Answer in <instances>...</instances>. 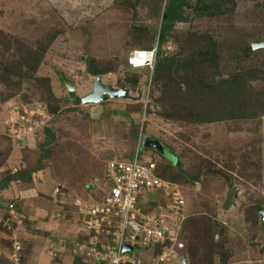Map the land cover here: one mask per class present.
Wrapping results in <instances>:
<instances>
[{
    "label": "rangeland",
    "instance_id": "1",
    "mask_svg": "<svg viewBox=\"0 0 264 264\" xmlns=\"http://www.w3.org/2000/svg\"><path fill=\"white\" fill-rule=\"evenodd\" d=\"M163 1L0 0V61L23 64L21 69L27 72L33 66L28 58L40 53L34 70L18 84L14 83L17 76L0 77V178H6L9 169L26 171L47 148L42 168L31 177L40 180L36 182L42 192L47 193L50 184L55 192L67 194L64 204L71 211L72 199L74 206L82 200L91 202L107 190L108 158L126 160L136 151L140 160L151 159L162 169L166 159L174 167L177 155L181 174L198 171L199 180L179 184L185 199L179 236L184 247L176 252L190 256L188 264H254L264 256V217L260 214L264 209V106L260 103L264 102V45L251 46L240 60H227L222 54L228 56L253 41H264V0H198L206 7L192 11L183 6L186 19L174 22L176 37L161 46L163 55H170L182 44L184 54L195 56L192 53L214 40L220 50L218 76L242 70L247 84L243 90L234 82L230 86L235 90L230 87L229 96L225 90L199 94L187 90L189 102L183 95L172 98L162 94L153 103L159 90L152 80L149 84L151 71L128 67L126 56L134 47L157 41V15ZM155 7L157 15L152 13ZM87 58L92 59L91 65L107 70L90 73ZM95 75L112 86L126 87L134 98L107 97L97 103L74 100L90 89ZM127 75L138 82L132 86L125 80ZM240 91H245L246 98L240 97ZM179 100L191 111L206 103L223 117L198 121L193 113L189 119L195 122H180L156 112ZM31 116L32 120L37 116L47 119L44 126L51 129L53 138L44 147L38 144L47 140L42 130L37 131L42 125L34 126L22 139L9 128L13 127L9 124ZM22 182L27 181L19 180L18 185L25 187ZM14 193L10 191L6 199ZM2 202L0 214L6 216L0 221V231H6L2 245L7 246L0 252V264H26L28 255L23 247L29 241L18 237L16 227H23L26 233L28 223L39 227L18 212L10 217ZM17 202L13 204L20 211L22 205ZM80 218L78 214V223ZM77 222L68 227L78 226ZM64 240L60 236L54 250L48 248L45 237L38 242L46 241L50 257L58 259L49 264H75V256L80 261L84 258L79 244L60 243ZM12 241L20 246L18 263L9 259ZM139 250L134 246L131 252Z\"/></svg>",
    "mask_w": 264,
    "mask_h": 264
},
{
    "label": "built area",
    "instance_id": "2",
    "mask_svg": "<svg viewBox=\"0 0 264 264\" xmlns=\"http://www.w3.org/2000/svg\"><path fill=\"white\" fill-rule=\"evenodd\" d=\"M157 48L156 41L129 50L126 64L151 71ZM46 120L39 116L32 120L31 116L9 128L22 139ZM154 167L153 160H140L136 151L126 160H106L107 190L99 199L79 204L85 236L80 246L86 264H182L175 249L185 220V199L180 185L157 175ZM146 200L151 204L146 206ZM124 243L131 248L123 250ZM134 246L140 249L136 254L131 252ZM19 249V243L12 241L9 259L14 263L19 262ZM254 264H264V256Z\"/></svg>",
    "mask_w": 264,
    "mask_h": 264
},
{
    "label": "trees",
    "instance_id": "3",
    "mask_svg": "<svg viewBox=\"0 0 264 264\" xmlns=\"http://www.w3.org/2000/svg\"><path fill=\"white\" fill-rule=\"evenodd\" d=\"M205 4V3H204ZM187 6V8L190 9V11L193 10H199L206 5L199 4L198 0H193L191 2L190 0H164L162 4V9L160 11V15L158 14V9L156 7L153 9V14L159 16V23L156 25V34H157V42H158V48L155 53L154 62L152 66V70L149 75V84L152 82L154 85L157 84V88L159 90V96L152 97L153 103H156L157 98H159L162 94L168 95V97H178L179 95H183L189 102L190 100L187 98V94L185 92L188 90L190 93L199 94V92H205L206 90H219L220 92L225 90L227 95L229 96L232 94L230 92V87H234L238 85V89H242L246 87V83L243 79V76L241 75L242 70L238 71H232L228 76L222 77L218 76L220 72H218L217 69V59L219 57L220 50H216L215 45H213L214 40H212V44L209 45V43L204 48H198L195 53H192L195 56L186 55L182 51V44L181 46L178 45L176 48L177 50L173 51L170 55H163L162 54V44L165 43V41L170 40V37L173 38L176 37V31L173 32V24L176 21H181L186 19L187 15L183 13L184 7ZM174 33V34H173ZM152 36V35H151ZM184 36V34L182 35ZM176 39V38H175ZM183 39V38H182ZM174 41V40H173ZM177 41V39H176ZM152 44L149 43L145 46L141 45V47H149ZM249 50H251V45L246 44L245 46H242L238 51H235L231 55L225 56L224 53L222 54V58L225 59H233L240 60L242 55L245 57L249 53ZM190 54V53H189ZM40 53L36 56L35 54L30 56L31 62L33 66L31 67L32 72L34 70V66L36 65L37 61L40 59ZM87 70L92 74H102L107 69L105 67H95L91 65L92 59L87 58ZM22 65H18V63H5L4 60L0 61V77L2 79H8L9 75L17 76L14 83H19V80L21 78H24L28 76L29 71L26 72V70H22ZM33 69V70H32ZM138 69V68H136ZM141 69V68H140ZM21 72V73H20ZM46 77L42 78L44 80ZM242 79V80H239ZM125 80L131 85H135L138 82V79L136 77H128L125 76ZM158 82V83H156ZM236 82L235 86H230L232 83ZM248 83V80H247ZM183 84L184 87L181 88V85ZM223 88V89H222ZM227 88V89H225ZM48 92L49 89L47 88ZM72 92V91H70ZM241 93V94H240ZM238 93L240 97H245V91ZM2 98V97H0ZM74 100H78L79 97L76 95ZM177 104H169V107L158 108L156 112H158L160 115L165 116L168 119L171 120H179L180 122H188L192 121L195 122V119L198 121H204V120H213L217 118H221L223 116L214 114L213 108L209 109L206 103H201L197 109H194V111H191V109L188 108L187 103H184L183 100H179L176 102ZM264 106V102H260ZM151 105L147 103L145 104L146 108H150ZM49 109H56V107H49ZM53 110V111H54ZM209 111V114L206 115V111ZM264 111V109H262ZM182 115H181V113ZM184 112V113H183ZM195 113L197 118L193 119L190 116ZM190 115V116H189ZM43 131L44 138L47 140L40 141L38 144L40 147H44V143L48 142L53 138L52 131L47 126H41L37 131ZM47 135V137H45ZM48 150L47 148H43L42 152L39 154L38 158L36 159V162L34 165H31L26 171H23L20 173V168H15L14 170H7L6 171V178L1 179L0 178V189L5 187L7 185V181L10 180H16L19 182V180H30L31 173L39 170L42 168L41 160L47 156ZM131 157V156H130ZM129 157V158H130ZM174 157L177 159V155H174ZM166 159V158H164ZM166 165H163V168L161 169V166L158 164H155L154 172L159 175L160 177L165 178L166 180H169L174 183L180 184L182 181H186L190 184H193L194 181L199 180L198 178V171L195 172H187L185 175L181 174L182 170H180V167H173V164L170 162L169 159H166ZM173 171L171 172V170ZM164 169V170H163ZM179 174V175H178ZM152 196V195H148ZM147 196V197H148ZM151 204V201L146 200L145 205L148 206ZM176 249H178V246H176ZM157 250V248L155 249ZM224 256V254H223ZM226 259V255H225ZM74 262L75 264H86V262L82 259L80 261L78 256H75Z\"/></svg>",
    "mask_w": 264,
    "mask_h": 264
},
{
    "label": "crops",
    "instance_id": "4",
    "mask_svg": "<svg viewBox=\"0 0 264 264\" xmlns=\"http://www.w3.org/2000/svg\"><path fill=\"white\" fill-rule=\"evenodd\" d=\"M40 170V169H39ZM37 170V172L39 171ZM16 180L9 181L5 187H3L0 190V205L6 203V206L8 207L7 212L9 213V216L12 217L13 213L18 212L20 216L24 215L26 216L27 221L29 220H34L36 227H39L38 229L35 228V226L31 225V223L27 224L26 230L19 229L16 227L17 233L19 238H24L27 239L29 242H27L29 245L24 246L23 249L25 252L27 251V255L25 259H27L26 264H49L51 260H58L57 258H51L50 257V251L47 250L46 248V243L39 245L38 242L42 241V238L45 237V240L49 242L47 244L48 248H51L54 250V244H57V240L60 236L65 237L64 242H60L62 244H68V245H76L79 244L80 249L83 250V248L80 246L82 244V241L84 239V233L82 232L81 229V218H80V223L77 221L78 214L81 216V209L79 205H73L72 201L71 204L73 206V209L70 211L67 209V206L64 204L66 203V200L68 199L66 196L67 194L65 193H59L58 191H54L52 188L53 185L48 186V192L46 193L45 191L42 192V186L39 185L36 181L34 180L33 177L30 178L27 182H22L25 187H22L18 185V181L14 182ZM48 182V181H44ZM36 183V184H34ZM90 187L94 188L96 187L95 185L89 184ZM14 191L15 195H13L10 200L6 199L9 196V192ZM94 193V192H93ZM41 196H44L43 198ZM154 196V194H152ZM10 197V196H9ZM76 199L80 198L78 195L73 196ZM21 204L22 207L20 211L15 208L14 203ZM90 200H82L81 202H89ZM74 202V201H73ZM22 214H21V213ZM65 214H64V213ZM69 212V214H68ZM67 213V214H66ZM41 214V215H39ZM6 216L4 214H0V221H2V218ZM46 216V217H45ZM13 219V218H12ZM71 222H77L78 226L76 227H68V225ZM80 225V226H79ZM13 228V227H12ZM63 231H61V229ZM79 229V230H77ZM183 227L179 229V235H178V248L179 247H184V244L181 240H179V236L182 232ZM6 233L5 229L3 231H0V247L1 250L0 252H3V249L6 248V243L2 245V240L5 237ZM60 232V233H59ZM46 235V236H45ZM51 242V243H50ZM58 243V244H60ZM75 243V244H74ZM144 253H148L147 251H144ZM178 254V253H177ZM71 255V254H70ZM181 255L182 258V264H188L189 260L191 259L190 256L188 255ZM69 256V254H68ZM190 258V259H189ZM226 264H234L232 262H227Z\"/></svg>",
    "mask_w": 264,
    "mask_h": 264
},
{
    "label": "water",
    "instance_id": "5",
    "mask_svg": "<svg viewBox=\"0 0 264 264\" xmlns=\"http://www.w3.org/2000/svg\"><path fill=\"white\" fill-rule=\"evenodd\" d=\"M261 45H264V41L251 42L252 47H257ZM69 88L72 89V87ZM117 96L128 99L134 98V96L128 93V89L126 87L112 86L108 82H103L100 75H95L94 78L91 79L90 89L87 92L79 95V100L82 103H86V102L97 103L107 97H117ZM174 165L178 167V159L174 161ZM231 200L232 202L235 201V195L232 196ZM260 214L261 217H264V209H260ZM130 248H131L130 245L124 243L122 249L128 250Z\"/></svg>",
    "mask_w": 264,
    "mask_h": 264
},
{
    "label": "clouds",
    "instance_id": "6",
    "mask_svg": "<svg viewBox=\"0 0 264 264\" xmlns=\"http://www.w3.org/2000/svg\"><path fill=\"white\" fill-rule=\"evenodd\" d=\"M135 48V47H134ZM133 49V48H132ZM133 69V68H132ZM134 69H136V68H134Z\"/></svg>",
    "mask_w": 264,
    "mask_h": 264
},
{
    "label": "snow or ice",
    "instance_id": "7",
    "mask_svg": "<svg viewBox=\"0 0 264 264\" xmlns=\"http://www.w3.org/2000/svg\"><path fill=\"white\" fill-rule=\"evenodd\" d=\"M140 55H143L142 53Z\"/></svg>",
    "mask_w": 264,
    "mask_h": 264
}]
</instances>
